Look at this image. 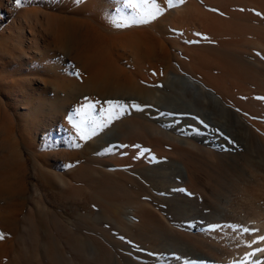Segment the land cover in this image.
Wrapping results in <instances>:
<instances>
[{"label":"rangeland","instance_id":"obj_1","mask_svg":"<svg viewBox=\"0 0 264 264\" xmlns=\"http://www.w3.org/2000/svg\"><path fill=\"white\" fill-rule=\"evenodd\" d=\"M158 2L116 27L125 0H0V174L25 187L0 264H264V0Z\"/></svg>","mask_w":264,"mask_h":264},{"label":"bare ground","instance_id":"obj_2","mask_svg":"<svg viewBox=\"0 0 264 264\" xmlns=\"http://www.w3.org/2000/svg\"><path fill=\"white\" fill-rule=\"evenodd\" d=\"M133 38V37H132ZM130 39V41L131 40H133V39H131V37L129 38ZM99 41H102V40H100L99 39ZM104 44H106V43H103V45ZM105 46V45H104ZM136 46H137V48H138V50H137V52L139 51V49L141 50V49H145V48H148L149 46L147 45V46H141V44L140 43H137L136 44ZM80 51V50H79ZM141 52V51H140ZM145 52H147V53H151V51L150 50H146ZM78 54V53H77ZM108 54V53H107ZM142 54H143V51H142ZM108 56H109V54H108ZM77 57V56H76ZM78 58V57H77ZM108 58V57H107ZM150 58V57H149ZM78 59H80L81 60V57H79ZM83 59V58H82ZM108 61V60H107ZM151 61H152V59H151ZM109 63H110V61H108ZM109 63H107V65L109 64ZM150 63V62H149ZM87 64V63H86ZM111 64V63H110ZM151 64H153V61H152V63ZM89 65V64H88ZM97 65H99L100 66V64H97ZM91 66V65H90ZM109 67H110V65H108ZM85 67L86 66H84V69H85ZM155 67V66H154ZM87 68H89L90 69V67H87ZM95 68H96V66H95ZM113 68V67H112ZM93 68H91V70H92ZM108 69H110V68H108ZM114 69V68H113ZM151 69H152V66H151ZM86 70V69H85ZM88 70V69H87ZM94 70V69H93ZM97 70V69H96ZM95 70V71H96ZM107 72H109V71H107ZM114 72V71H113ZM86 73H88V72H86ZM93 73V72H92ZM95 73V72H94ZM101 73H103V72H101ZM115 73V72H114ZM89 74V73H88ZM115 74H117V73H115ZM91 75V74H90ZM101 75V74H100ZM111 75V74H110ZM109 76V74L107 75V77ZM94 77V76H93ZM112 77V76H111ZM173 77H179V75H171V77H169V79H171V81H173ZM89 78V77H88ZM113 78V77H112ZM116 78V77H115ZM90 79H92V77L90 78ZM96 79V78H95ZM185 79H187V77H185ZM185 79H183V77H179V85H181V87H183V85H185V83H187L188 85H191L193 88L195 87L196 89H197V85H199V83H197V81H194L193 79H191V80H187V81H185ZM86 80H87V78H86ZM106 80V79H105ZM125 80V79H124ZM90 81H92V80H90ZM95 81V80H94ZM116 81V80H115ZM129 81V79L127 80V82ZM96 82V81H95ZM98 82V81H97ZM124 82V81H123ZM128 83H131V82H128ZM97 84V83H96ZM125 84H126V82H125ZM132 84V83H131ZM127 85V84H126ZM115 86V85H114ZM129 86H131L130 84H129ZM186 86L187 85H185V87H183V89H186ZM66 87V86H65ZM118 87H120V88H122L123 86H118ZM127 87V86H126ZM216 87V86H215ZM116 88V87H115ZM124 88V87H123ZM122 88V90L121 91H123L124 89ZM132 88H135V87H132ZM130 89V88H129ZM136 89H137V87H136ZM188 89V88H187ZM126 90V89H125ZM132 90V89H131ZM135 90V89H134ZM110 91H111V89H110ZM127 91V90H126ZM130 91V90H129ZM140 91V90H139ZM190 91V90H189ZM146 92H147V90H146ZM145 92V93H146ZM197 92H198V94L200 95V98H198V99H201V95H203V97H205V95H207V96H210L211 97V99H215V101L214 102H216V103H218V104H220V105H222L223 107H225V105H223V103L221 102V101H223L222 100V98H221V96H224L223 94H222V91H217L216 93L215 92H212L211 93V91H209V89H205V91H201V86L199 87V89H197ZM135 93V92H134ZM137 93V92H136ZM149 93V92H148ZM147 93V94H148ZM141 96H140V98L138 99V97H137V100H140L141 99V101H143V100H145V101H147V100H149V98L148 99H146L147 97L146 96H144V94L142 95L141 94V92L139 93ZM134 95V94H133ZM149 95V94H148ZM136 96V95H135ZM139 96V95H138ZM114 97V96H113ZM130 97V96H129ZM146 97V98H145ZM225 97V96H224ZM227 97V96H226ZM111 98V97H110ZM117 98H118V96H117ZM119 98H120V96H119ZM134 98V97H133ZM136 98V97H135ZM134 98V99H135ZM122 99V98H121ZM123 99H125V98H123ZM130 99L132 100V98L130 97ZM163 99V98H162ZM191 99H195V95L193 94V97H191ZM205 99H207V101H209V99L207 98V97H205ZM136 100V99H135ZM150 101H151V99H150ZM149 102V101H148ZM149 104V103H148ZM37 107V106H36ZM38 109V108H37ZM36 110V109H35ZM39 110V109H38ZM202 111H203V109H201ZM39 114V113H38ZM49 116V123H47V124H43V126H44V130H45V132H46V134H48L49 133V127H51V128H55L58 124H59V114L56 112L55 114H53L52 113V115H48ZM47 116V117H48ZM65 117H66V115H65ZM67 120V119H66ZM65 119H64V121H66ZM61 121V120H60ZM44 122V121H43ZM37 123V122H36ZM35 122H33L32 124H31V127H34V126H36L37 124H36ZM39 123V122H38ZM46 123V122H45ZM65 123H68L67 121L65 122ZM42 125V124H41ZM63 125V124H62ZM38 126V125H37ZM68 127L67 128H69V127H71L70 126V124H68L67 125ZM37 128V127H36ZM40 128V127H39ZM39 130V129H38ZM36 131V130H35ZM73 131V130H72ZM155 135H161V136H164V137H166V138H170V137H172L171 135L169 136V134L168 133H165V132H162V131H158L157 129H155ZM20 138H21V136H20ZM22 138H23V136H22ZM26 138V137H25ZM24 138V139H25ZM32 138V137H31ZM171 139V138H170ZM17 140V139H16ZM172 140H174V141H176L177 143H181L182 145L183 144H185L186 142H182L181 141V139H178V138H175V137H173L172 138ZM23 141V140H22ZM21 141V142H22ZM25 141V140H24ZM22 142V144L23 145H25V142ZM27 141V140H26ZM16 142H18V141H16ZM175 142V143H176ZM176 143V144H177ZM188 143V142H187ZM190 144V143H189ZM188 145V144H187ZM11 146L13 147V148H15L16 147V144H11ZM196 147V146H195ZM197 148V147H196ZM33 149H35L36 150V148L33 146ZM7 158V157H6ZM9 160H10V162H9V164H8V167H7V170L3 173V175H1L0 174V202H3V203H5V204H2L1 203V205H0V229L2 230V232H3V234H6V233H11L10 232V227H14V226H16L17 225V223H18V216H19V212H20V210H21V207H22V203H23V201L21 202V198L23 199V194H24V192H25V187H21L20 186V182H21V180H20V178L18 177V170H17V164H18V161L17 162H15L14 160H12L11 158H8ZM20 162H21V164H22V161L20 160ZM23 165V164H22ZM24 167V166H23ZM22 167V168H23ZM23 170V169H22ZM21 170H19V172H20ZM1 173V172H0ZM21 173H23V172H21ZM194 174V173H193ZM188 175H190L191 176V174L189 173ZM189 178V177H188ZM189 180V179H188ZM190 181V180H189ZM23 182V181H22ZM22 182H21V185H22ZM23 188V189H22ZM24 204V203H23ZM24 207V206H23ZM18 226V225H17ZM11 229H13V228H11ZM13 232H14V229L12 230ZM12 234V233H11ZM10 236V235H9ZM4 241V240H3ZM1 243V242H0ZM1 245H2V243H1ZM8 245V244H7ZM209 245V244H208ZM4 246V245H3ZM3 248H5L6 249V247L4 246V247H2V249ZM1 249V248H0ZM1 249V250H2ZM1 253H2V251H0ZM3 252H5L4 250H3ZM0 253V254H1ZM198 253H199V251H198ZM5 257V256H4ZM175 259V258H174ZM205 260V259H204ZM210 261V260H209Z\"/></svg>","mask_w":264,"mask_h":264},{"label":"snow or ice","instance_id":"obj_3","mask_svg":"<svg viewBox=\"0 0 264 264\" xmlns=\"http://www.w3.org/2000/svg\"><path fill=\"white\" fill-rule=\"evenodd\" d=\"M17 6H20L21 0H15ZM77 3L82 2V0H76ZM185 0H167L168 7H175L177 4L184 3ZM125 7L129 9H133L137 12V16L133 17L130 23H125L123 20L120 23H116V27H127L131 26V24H147L151 23L153 20L158 18L159 15L163 14V10L158 2V0H125ZM259 15V13H258ZM264 99V98H262ZM88 101V98H85ZM106 103L110 106V111H116L117 109H123V105L119 101H106ZM139 110L138 105H133ZM83 111V119L81 120V126H77L73 124L74 128H77L78 134L82 139L89 138L84 133L87 131L88 126L91 125V121L88 119L92 113L95 111V104L88 102L85 105H82L81 110L77 111L79 115ZM69 122L71 123L72 118L69 117ZM93 134H95V129L93 128ZM78 146V145H77ZM71 167V165H68ZM216 226H213L215 228ZM244 231H248V229H244ZM4 239V234L0 233V240ZM261 240H264V237H260Z\"/></svg>","mask_w":264,"mask_h":264}]
</instances>
